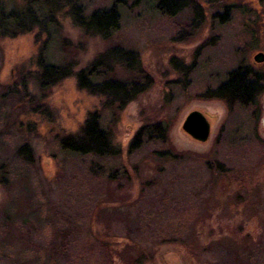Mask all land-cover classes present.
Returning <instances> with one entry per match:
<instances>
[{
    "label": "rangeland",
    "instance_id": "374dc122",
    "mask_svg": "<svg viewBox=\"0 0 264 264\" xmlns=\"http://www.w3.org/2000/svg\"><path fill=\"white\" fill-rule=\"evenodd\" d=\"M115 1L82 4L88 15ZM117 1L120 24L107 39L58 13L48 51L71 63L73 75L46 89L35 75L47 35L36 28L0 38V250L12 258L0 264H50L51 256L57 264H264V89L255 105L232 109L207 94L239 66L264 76V60L254 61L264 54V2L190 0L202 11L195 18L192 7L170 15L155 8L158 0ZM114 46L134 51L150 78L120 110L75 78ZM107 76L133 78L117 64ZM193 110L210 123L204 143L181 128ZM91 113L117 157L60 150ZM158 122L166 141L133 145L142 126ZM21 146L32 150V163ZM193 241L203 249L192 257L183 244ZM140 248L153 255L150 263L137 261Z\"/></svg>",
    "mask_w": 264,
    "mask_h": 264
},
{
    "label": "trees",
    "instance_id": "16d2710c",
    "mask_svg": "<svg viewBox=\"0 0 264 264\" xmlns=\"http://www.w3.org/2000/svg\"><path fill=\"white\" fill-rule=\"evenodd\" d=\"M261 1L264 2V0ZM157 2L155 8H158L162 13L174 15L184 8L192 7L195 18L201 17L202 14L201 8L190 0H158ZM234 6L236 5L231 4L224 7L226 19L229 9ZM60 11H65L84 34L96 35L105 39L109 38L112 31L118 28L121 20L117 0L109 8L94 10L88 15L85 14L82 0H24L20 4L16 0H0V38L14 37L36 28L47 35L37 61L39 70L35 75L36 86L40 89L51 87L60 80L73 75L71 63L59 64L58 60H54L51 52L48 51L59 30L57 16ZM116 64L125 66L133 74V78L121 80L108 77L107 74L113 71V66ZM75 78L79 88L92 94H99L106 107H110V109L116 107L118 110L123 109L150 84L149 76L140 67L137 54L118 46L109 48L86 67L78 70L75 73ZM263 89L264 76L239 66L228 72L225 80L215 89L209 90L207 94L209 97L225 101L227 107L232 109L235 106L255 105L257 96ZM166 132L167 127L161 122L151 126H142L133 140V145H138L142 140L152 136L160 137L166 141ZM58 145L60 150L65 153L91 156L96 159L114 158L120 153L118 147L111 143L110 136L100 123L97 113L89 115L78 134L62 138ZM18 153L24 155L26 160L32 163L33 153L28 146L19 147ZM162 154L160 153V155ZM215 168L220 173L224 172L219 163H216ZM0 179L4 180L3 175L0 176ZM109 179L112 178L109 176ZM54 241L56 240L54 239ZM183 246L192 257L195 256L194 249L201 248L197 241L184 243ZM52 247V252H54L55 246L52 245ZM57 247L60 250L61 243L58 242ZM138 252L140 259L137 261L146 260L150 263L154 259L152 254L142 248L138 249ZM0 257H4L7 261L12 260L10 256L4 254L3 249L0 250ZM49 263L57 264L56 257L51 256Z\"/></svg>",
    "mask_w": 264,
    "mask_h": 264
},
{
    "label": "water",
    "instance_id": "95a60500",
    "mask_svg": "<svg viewBox=\"0 0 264 264\" xmlns=\"http://www.w3.org/2000/svg\"><path fill=\"white\" fill-rule=\"evenodd\" d=\"M263 60V53L260 52L254 55L255 62L259 63ZM181 128L192 139L201 143L206 142L211 134L209 121L205 115L198 110H193L187 113L182 121Z\"/></svg>",
    "mask_w": 264,
    "mask_h": 264
}]
</instances>
